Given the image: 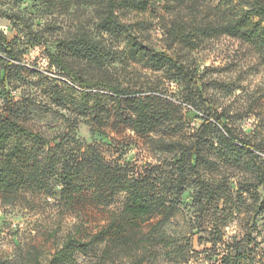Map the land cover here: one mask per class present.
Wrapping results in <instances>:
<instances>
[{
  "label": "rangeland",
  "instance_id": "rangeland-1",
  "mask_svg": "<svg viewBox=\"0 0 264 264\" xmlns=\"http://www.w3.org/2000/svg\"><path fill=\"white\" fill-rule=\"evenodd\" d=\"M219 2L207 0L212 6ZM0 10L24 18L40 34L34 36L21 24L0 19V31L17 58L6 85L8 95L0 86V112L8 98L16 104L21 122L32 130L53 137L73 126L79 142L95 144L108 162L128 165L138 173L154 169L166 179L176 168V150L193 143L210 109L227 119L239 139L264 150V48L222 36L189 49L169 38V15L162 4L144 11L120 6L118 19L129 25L138 41L175 57L177 67L158 70L130 52L127 38L98 33L95 8L52 7L51 0H0ZM75 38H83L90 50L102 56L99 69L72 61L76 76L91 83L85 86L48 60V51L59 49L60 41ZM97 80L153 101L172 118L170 129L137 135L125 128L121 120L129 113L128 104L123 98L116 104L110 90L92 84ZM57 93L75 103L88 96V106L98 97L96 113L107 121L102 125L105 135L92 129L91 117H77L70 103L59 104ZM168 142L177 144L172 149L165 145ZM216 142V134L209 132L200 172L190 173L172 218L160 232L177 249L164 246L156 233L157 243L141 264H264V213L258 207L263 191L257 180L258 174L264 175V154H257V168L247 155H235ZM210 189L215 193L207 199ZM58 190L56 185L53 195L26 192L13 205L0 199V264H47L69 236L86 239L98 232L109 213L120 211L126 199L121 194L107 208L71 212L59 202ZM156 221L148 220L143 234L151 233ZM117 253L100 245L87 255L77 254L75 264L131 263Z\"/></svg>",
  "mask_w": 264,
  "mask_h": 264
},
{
  "label": "trees",
  "instance_id": "trees-1",
  "mask_svg": "<svg viewBox=\"0 0 264 264\" xmlns=\"http://www.w3.org/2000/svg\"><path fill=\"white\" fill-rule=\"evenodd\" d=\"M51 1L52 7L82 4L95 8L98 13L96 31L115 39L127 38L130 52L145 59L152 69H172L177 67V61L173 55L149 49L138 41L131 34L129 25L118 19L116 10L120 6L144 11L152 4H162L169 15V38L189 49H197L204 40L222 36L242 39L257 49L264 48V0H220L216 6L208 4L207 0ZM0 19L19 23L30 34L40 35L33 32L24 18L18 15L0 10ZM0 40L3 43V48L0 47V86L5 95H8L6 85L10 82V72L15 67L17 58L13 46L1 31ZM60 43V48L55 52L48 51L49 64L84 86L91 84L76 76L72 63L85 62L88 67L99 69L102 56L90 50L83 38L67 41L64 39ZM70 53L74 54L70 56ZM179 69L196 85L187 70L183 67ZM92 84L110 90L115 96L116 104L121 103V98L125 99L129 113L121 121L131 132L147 135L170 129L172 118L157 109L156 104L148 101V98L137 97L99 80ZM56 96L59 104L70 103L77 117H91L92 129L100 135H105L102 125L107 121H102L103 118H99L96 113L98 97L94 98L93 105L88 106V96H82L79 103L70 101L62 94L57 93ZM6 99L7 102L0 112L2 202L7 205L16 204L26 192L53 195L56 185L59 187V202L71 212L85 207L107 208L112 205L116 196H126L123 208L110 212L104 227L95 234L86 236V239L69 236L53 253L47 264H75L77 254L87 255L100 245H103L105 251L116 250L118 255L127 257L131 261L130 264H141L149 248L157 243L156 236H153L156 233L164 246L169 245L174 250L177 249V246H172L174 241L164 238L160 232L172 218L175 203L184 193L190 173L198 175L200 172L203 162L202 149L206 146L209 132L216 134L218 147L233 151L235 155H247L248 162L257 168V154H264V150L259 146L239 139L228 127L227 119L215 109H210L208 118H205L197 129L193 143L180 145L176 150L173 156L176 168L171 178L166 179L158 173L155 174L154 169L138 173L128 165L108 162L95 144L79 142L73 126L53 137L36 132L21 122L16 104ZM175 144L177 143L168 142L165 145L173 149ZM257 180L263 191L258 207L264 213V175L258 174ZM214 193L213 190H208L205 193L206 198L212 199ZM155 218L157 221L151 233L143 234L145 223Z\"/></svg>",
  "mask_w": 264,
  "mask_h": 264
}]
</instances>
